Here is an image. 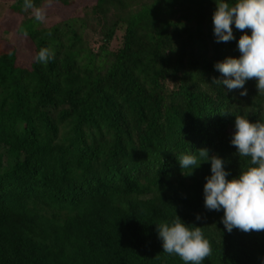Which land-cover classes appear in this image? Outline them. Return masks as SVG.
I'll use <instances>...</instances> for the list:
<instances>
[{
	"label": "trees",
	"instance_id": "trees-1",
	"mask_svg": "<svg viewBox=\"0 0 264 264\" xmlns=\"http://www.w3.org/2000/svg\"><path fill=\"white\" fill-rule=\"evenodd\" d=\"M2 1L0 264H184L157 231L176 215L210 242L202 264H264V230L205 207L210 160L178 159L207 149L237 178L235 118L264 122L255 79L214 82L245 34L216 42V0H34L44 22Z\"/></svg>",
	"mask_w": 264,
	"mask_h": 264
},
{
	"label": "clouds",
	"instance_id": "clouds-1",
	"mask_svg": "<svg viewBox=\"0 0 264 264\" xmlns=\"http://www.w3.org/2000/svg\"><path fill=\"white\" fill-rule=\"evenodd\" d=\"M51 3L52 0H48L49 6ZM216 5L212 17L216 42L235 39L233 24L245 34L238 40L239 58L228 57L214 65L224 77L214 82L231 91L243 89L247 80L255 79L258 94L264 95V0H235L234 4L216 0ZM22 7L25 11L31 10L36 21L46 20V10L37 7L34 0H23ZM24 35L27 36V32ZM54 55L52 50L42 47L35 60L47 64ZM240 95H247V90ZM235 128L231 144L239 157L249 158V166L237 178L227 179L229 173L225 171L223 159L209 157L207 149L198 150L199 158L182 154L178 159L182 170L190 169L188 174L201 162L210 160L212 174L204 185V203L208 210L223 209L222 222L228 232L234 228L245 233L259 232L264 230V122L252 123L243 116H236ZM157 231L163 252L179 256L184 264H202L212 254L211 244L201 227L189 228L177 215L171 223L157 224Z\"/></svg>",
	"mask_w": 264,
	"mask_h": 264
},
{
	"label": "rangeland",
	"instance_id": "rangeland-1",
	"mask_svg": "<svg viewBox=\"0 0 264 264\" xmlns=\"http://www.w3.org/2000/svg\"><path fill=\"white\" fill-rule=\"evenodd\" d=\"M8 2H5V1H2V0H0V19L2 20V18L4 17V15H5V10H6V8H7V6H8ZM0 20V21H1ZM8 27H9V25H8ZM92 35V33H90V35H89V38H90V36ZM112 43H114V42H112Z\"/></svg>",
	"mask_w": 264,
	"mask_h": 264
}]
</instances>
